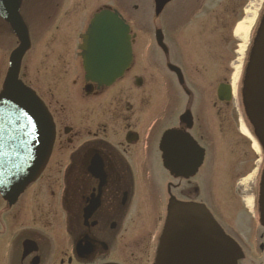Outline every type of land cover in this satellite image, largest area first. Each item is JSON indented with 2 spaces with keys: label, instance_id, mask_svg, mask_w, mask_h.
<instances>
[{
  "label": "flooded vegetation",
  "instance_id": "1",
  "mask_svg": "<svg viewBox=\"0 0 264 264\" xmlns=\"http://www.w3.org/2000/svg\"><path fill=\"white\" fill-rule=\"evenodd\" d=\"M67 1L63 8L59 0L21 2L30 48L22 59L18 80L30 87L40 83L53 86L57 91L41 96L31 87L50 114L54 139L48 162L35 183L11 204L0 197V264H150L153 230L157 227L153 216L166 203L170 190L177 202L202 203L208 208L215 177V144L209 128L214 119L219 131L230 139L235 115L227 117L229 108L223 110L230 102H220L215 95L211 103L195 94L183 95L185 99L178 100L176 109L168 112L166 87L171 80L161 72L165 59L149 51L147 63L136 65V36L131 31L132 59L120 78L109 86L91 81L83 70L79 50L86 27L75 34L73 29L62 30L63 22L57 21L75 18L80 7H93L103 0ZM106 1L118 4V0ZM40 4H46L49 11L47 29L35 38ZM105 6L100 5L95 12L110 8ZM231 14H236V9ZM6 32L0 21V86L9 55ZM9 41L11 44L13 39ZM40 46L46 54L33 51ZM24 59L32 68L29 73L23 72ZM158 84L163 93L152 109L149 90ZM216 104L222 108L209 118ZM172 129L188 132L204 150L202 164L191 178L174 179L163 167L167 158L159 150L160 141ZM239 144L246 148V142L240 140ZM175 145V165L181 167L192 157L188 152L184 156L181 137H176ZM229 153L235 155L232 149ZM233 164L241 162L234 160L231 168ZM245 170L240 165L232 173L235 181ZM166 178L173 184L164 185ZM237 188L235 193L241 192ZM146 212L153 214L152 221L142 220L141 213ZM234 238L241 243L237 235ZM258 250L262 261L264 245Z\"/></svg>",
  "mask_w": 264,
  "mask_h": 264
},
{
  "label": "water",
  "instance_id": "2",
  "mask_svg": "<svg viewBox=\"0 0 264 264\" xmlns=\"http://www.w3.org/2000/svg\"><path fill=\"white\" fill-rule=\"evenodd\" d=\"M170 1L153 0L154 14L157 16ZM19 3L20 0H0V16L20 43L10 58L13 75L28 47L25 26L18 16ZM127 30L109 12H101L93 19L84 37V51L93 78L111 80L126 66L129 61ZM246 76L243 96L248 118L264 145V21ZM4 117L8 118L3 121ZM0 121V194L5 197L8 193L19 194L40 173L52 131L42 104L19 85L4 84L0 93ZM5 175L9 178H4ZM260 207L264 226V176ZM239 257L236 246L202 206L171 205L155 264H237Z\"/></svg>",
  "mask_w": 264,
  "mask_h": 264
},
{
  "label": "rangeland",
  "instance_id": "3",
  "mask_svg": "<svg viewBox=\"0 0 264 264\" xmlns=\"http://www.w3.org/2000/svg\"><path fill=\"white\" fill-rule=\"evenodd\" d=\"M249 1H254V4L249 10V13L243 15L242 10L246 7V4ZM258 1L259 0H177L165 12H163L162 18L159 23H157V26L162 30L163 35L165 36L166 42L170 45L172 59H175L174 62L181 68L188 86L195 92L196 90L199 91L205 101L208 100L211 103L215 101L216 84L222 82L223 79H225V82L229 81L230 74H234V70L238 67L237 65L240 60L238 48L233 46L234 39L231 38L235 15L230 14V7L233 5L236 7V16L238 15L239 17L241 14V19L243 17V19L247 18L245 20H249L253 9L258 5ZM62 4H64V0H62ZM103 4H107L114 9L117 8L126 18L131 27L132 33L136 36L134 45V56L136 57H134L135 63L136 65L141 62L143 64L147 63L149 59V51L153 52L149 43L151 42L150 32L154 29V25L151 21L152 12L149 11L148 2L143 0H119L118 5L115 7L109 1L104 0L93 6L90 13ZM133 6H136V9H134ZM40 12L44 14L41 16L40 19H42V21L38 24L36 31L34 32L35 38L40 31L44 30L46 24V10L44 9ZM84 13H86V11L80 7L78 15L75 18L68 20L66 26L64 21L60 24V27L63 28L65 26V29L67 30H79L83 22L82 19L84 18ZM62 20L63 18H60L57 22H61ZM9 40L11 39L5 40L7 46L6 54L14 47V42L10 44ZM238 41L237 43L239 44ZM36 48L37 47H35L33 51L36 50L37 55L46 54L42 49V46ZM30 56H32V54ZM212 58L216 59V64L218 58L221 65L218 67L219 77L217 78L212 76V73H216V64L213 65ZM25 59L22 63V67H24L23 72L25 70V73H29L28 70L31 72L32 68ZM150 67H152V65H150ZM151 73L153 72L151 71ZM27 79L30 80L29 75ZM31 87L41 96H46L48 91L57 93L55 89H52L53 86L41 83L40 86L33 85ZM70 87L71 86H69V88ZM194 88L196 90H194ZM177 92V90H173V93ZM157 94L158 91L155 96H157ZM237 94V100L235 99L231 102L227 108H223V110L229 108V112H226L227 117L235 115L236 121L234 124L231 123L233 128L238 127L236 110L238 109L240 101L239 88ZM178 99L179 97H173V100L175 101ZM218 108H222V105L216 104L214 109L211 108L208 117L213 119V115ZM209 131L214 140L215 152L220 153L219 157L220 161H222L216 166V172L225 173L226 162H232L234 157H227V154H230V150L232 149L235 152V157H241L245 149L242 146H234V143L237 142L235 136H230V144L229 136L226 137L222 134L223 132L219 131L217 121L214 119ZM230 134H235V132H231ZM249 159L250 158L247 157V160ZM236 169L237 168L235 167L234 170ZM247 183L249 184L248 179L242 181V188L244 191L241 189V192H239L241 203H235L230 195L231 192H234L232 184L230 183V186L227 185L226 182L224 185L219 184L216 173L212 202L215 207L214 210L218 213V218L221 217L222 220L219 219L222 222L223 220H226V222L230 224L227 228H232L233 233L237 235L242 242L243 248L249 252L253 259H256L255 251L257 250V245L254 243L255 239H253V235L256 234L258 228L255 224L254 226L253 224H251L250 227L248 226L243 208L247 206V204H244V202L247 203ZM250 187L253 189L251 194H254V187L252 185H250ZM144 218L151 220V218H148L147 216H142V220H145ZM156 231L157 227L154 228L153 232L156 233Z\"/></svg>",
  "mask_w": 264,
  "mask_h": 264
},
{
  "label": "bare ground",
  "instance_id": "4",
  "mask_svg": "<svg viewBox=\"0 0 264 264\" xmlns=\"http://www.w3.org/2000/svg\"><path fill=\"white\" fill-rule=\"evenodd\" d=\"M250 23H251V20H249V22H247V25H239L238 28H237L236 33L237 34L240 33L241 36H242V39L244 40V43H243L242 47H240L239 54H242V52H243V48L245 46V39H246V36L248 34V31H249ZM237 73H238V68L236 69V71H235V73H234V75L232 77V87L235 84V81H236V78H237ZM247 205H248L249 208L251 207V201L250 200L247 201Z\"/></svg>",
  "mask_w": 264,
  "mask_h": 264
}]
</instances>
